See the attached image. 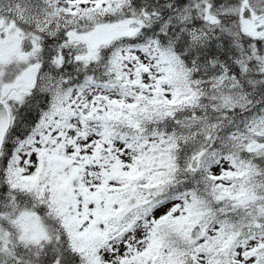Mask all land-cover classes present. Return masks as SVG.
Here are the masks:
<instances>
[{
	"label": "snow or ice",
	"instance_id": "6c2138e0",
	"mask_svg": "<svg viewBox=\"0 0 264 264\" xmlns=\"http://www.w3.org/2000/svg\"><path fill=\"white\" fill-rule=\"evenodd\" d=\"M0 264H264V0H0Z\"/></svg>",
	"mask_w": 264,
	"mask_h": 264
}]
</instances>
